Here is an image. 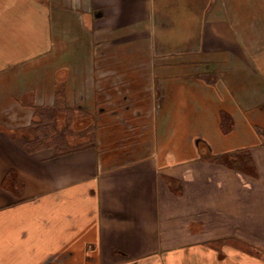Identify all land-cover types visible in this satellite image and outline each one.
<instances>
[{
  "label": "crops",
  "instance_id": "0c3cea01",
  "mask_svg": "<svg viewBox=\"0 0 264 264\" xmlns=\"http://www.w3.org/2000/svg\"><path fill=\"white\" fill-rule=\"evenodd\" d=\"M245 14L241 0H0V264H264V62ZM158 57L189 70L159 75ZM57 89L75 150L28 153L15 141ZM243 150L256 177L212 161Z\"/></svg>",
  "mask_w": 264,
  "mask_h": 264
},
{
  "label": "trees",
  "instance_id": "16d2710c",
  "mask_svg": "<svg viewBox=\"0 0 264 264\" xmlns=\"http://www.w3.org/2000/svg\"><path fill=\"white\" fill-rule=\"evenodd\" d=\"M46 3V2H44ZM211 81V80H210ZM71 112V116L69 113ZM66 114L68 125L71 123L73 111L66 104L65 94L63 91H58L56 96V104L53 108H42L37 110V116L40 121L35 122L30 127L31 139L15 141L22 149L28 153H35L45 149H52L56 156L67 155L75 150L67 141V131L61 132L58 129V119L60 114ZM221 125L225 133H229L233 129L231 117L222 113ZM213 162L229 167L233 170L242 172L248 176L256 177L257 171L251 156L247 150L238 151L234 154H226L212 158ZM173 190L178 193L181 186L174 180H169ZM21 189V183L16 174L11 172L4 180V188L12 193H15V188Z\"/></svg>",
  "mask_w": 264,
  "mask_h": 264
},
{
  "label": "rangeland",
  "instance_id": "374dc122",
  "mask_svg": "<svg viewBox=\"0 0 264 264\" xmlns=\"http://www.w3.org/2000/svg\"><path fill=\"white\" fill-rule=\"evenodd\" d=\"M37 1L42 4H46L48 2V0H37ZM252 1L253 0L251 1L241 0V4H242L243 9H246L247 14H245V18L247 19L246 22L249 23V27H250L248 30H245V35L246 37L251 36L253 38V41L255 43L254 45L255 50H257L258 54L260 55V57L254 56L255 61L253 62L254 63L253 65L256 68V70L257 69L260 70V67L263 68L262 61L264 62V0H259V3L258 2L256 3V0H254V4H252ZM149 62H150V59H149ZM152 62H153V59H152ZM154 63H156L157 65L158 72L157 71L156 72L159 75L160 74L165 75L166 73H174V74L178 73V74L185 75V73L189 70L188 68H176L177 65L181 63V62L179 63V59L175 60V59H170V58L165 59L164 57H158L156 61L153 62V64ZM193 64H196V63H193ZM209 64L211 65L210 69L213 70V69H216V66L218 68V65L220 63H218L217 61H211ZM202 72L203 73L201 75H203L204 76L203 78L205 80L207 79L208 81L210 80L212 81L218 75V74L211 75L209 72L205 70ZM58 91H63L64 93L63 89H57L56 93H58ZM70 116H71V112L69 113L68 117ZM73 116L74 117L72 118L71 122L75 118L74 112H73ZM69 134H70V131L67 130V135L69 136Z\"/></svg>",
  "mask_w": 264,
  "mask_h": 264
}]
</instances>
